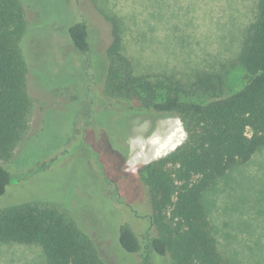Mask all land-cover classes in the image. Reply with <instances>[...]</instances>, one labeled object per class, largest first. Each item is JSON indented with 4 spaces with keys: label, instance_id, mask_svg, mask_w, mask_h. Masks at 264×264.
<instances>
[{
    "label": "rangeland",
    "instance_id": "374dc122",
    "mask_svg": "<svg viewBox=\"0 0 264 264\" xmlns=\"http://www.w3.org/2000/svg\"><path fill=\"white\" fill-rule=\"evenodd\" d=\"M27 1L30 42L23 52L33 98L30 130L14 159L3 164L11 185L0 197V210L30 202L56 206L93 235L109 264H141L117 241L118 228L133 216L117 208L105 177L121 183L145 214L147 203L133 183L137 170L172 152L186 132L175 116L154 113L127 117L119 128L101 113L107 127L96 126L98 111L88 90L101 86L94 84L101 76L95 81L81 71L85 61L68 27L84 15L93 43L106 49L111 30L105 16L118 17L137 73L172 76L187 86L203 73L221 76V93L190 98L207 103L247 83L245 70L234 62L259 0ZM204 205L221 251L234 264H264V149L218 180ZM0 264H47V259L37 245L0 242ZM152 264L172 262L155 254Z\"/></svg>",
    "mask_w": 264,
    "mask_h": 264
},
{
    "label": "trees",
    "instance_id": "16d2710c",
    "mask_svg": "<svg viewBox=\"0 0 264 264\" xmlns=\"http://www.w3.org/2000/svg\"><path fill=\"white\" fill-rule=\"evenodd\" d=\"M27 9V0H0V197L11 185L3 164L14 159L30 130L33 98L23 52L30 42ZM80 17L68 33L85 61L81 71L95 81L101 76L94 83L101 86L88 90L98 111L96 126L107 127L101 113L118 128L127 117L154 113L175 116L186 132L184 142L172 152L138 168L133 183L147 203L145 214L128 200L122 184L104 172L112 201L122 214L133 216L118 228L121 248L141 264H152L155 254L169 257L172 264H234L219 247L204 196L230 170L248 164L264 149V0L258 1L257 15L234 62L245 70L247 83L207 103L190 98L221 93V76L203 73L187 86L172 76L139 74L125 53L118 17L105 16L111 42L99 50L92 40L91 21ZM43 204L1 209L0 242L37 245L47 264H109L96 239L77 220Z\"/></svg>",
    "mask_w": 264,
    "mask_h": 264
}]
</instances>
